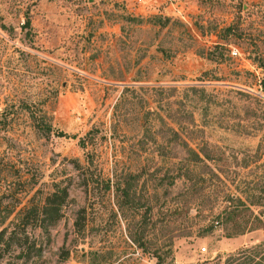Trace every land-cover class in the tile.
Masks as SVG:
<instances>
[{
  "label": "rangeland",
  "instance_id": "rangeland-1",
  "mask_svg": "<svg viewBox=\"0 0 264 264\" xmlns=\"http://www.w3.org/2000/svg\"><path fill=\"white\" fill-rule=\"evenodd\" d=\"M260 210L264 0H0V264H264Z\"/></svg>",
  "mask_w": 264,
  "mask_h": 264
},
{
  "label": "trees",
  "instance_id": "trees-1",
  "mask_svg": "<svg viewBox=\"0 0 264 264\" xmlns=\"http://www.w3.org/2000/svg\"><path fill=\"white\" fill-rule=\"evenodd\" d=\"M27 23V21H26ZM227 30H229V26L227 28H225ZM41 131H49L50 130V126L48 124H44L42 123V125L39 127ZM54 134L56 136H66V134H64L63 132L56 131L54 132ZM189 153L196 155V153L191 149L188 148L187 149ZM197 156V155H196ZM67 197V191L65 188H55L54 190H52V192H50V194L48 196H46L44 203L42 204V206H40L38 213L41 215V220L43 218H46V221L48 222L49 225L55 223L59 217H60V208L62 203L64 202L65 198ZM238 204H242V201H240L238 199ZM237 208V204L236 206L233 207V209ZM229 214H232L233 211L229 210L226 211ZM23 216V215H22ZM256 221L258 222L257 226L259 227H263L264 228V210H260L257 214V216H255ZM25 221V220H23ZM27 225V222H22L21 219L18 220V222L13 225V228L8 232L7 235V240H11L14 241V237L16 239V242H12L16 244V247L19 248V253L18 256L23 255V252L26 250V247L22 246V244L24 243V240L26 239V234L24 232V227ZM255 226V227H257ZM42 229H44V227L42 226ZM3 231L2 233H0V239L2 237ZM18 240H21L22 242H19ZM264 242L261 243L260 246H263ZM261 250L264 249L263 247H260ZM154 257L156 258V262L154 264H159V256L156 252H154ZM238 256L244 257L245 260L243 262H248V261H252L253 259L250 257H247L248 255L246 254V256H243V253L240 251L236 252V253H232L228 256H226L225 262L226 264H232L233 262H235L238 258ZM242 262V263H243ZM241 264V263H238Z\"/></svg>",
  "mask_w": 264,
  "mask_h": 264
},
{
  "label": "built area",
  "instance_id": "built-area-1",
  "mask_svg": "<svg viewBox=\"0 0 264 264\" xmlns=\"http://www.w3.org/2000/svg\"><path fill=\"white\" fill-rule=\"evenodd\" d=\"M134 4H143L145 2V0H131ZM236 54V51L235 50H231V55H235ZM205 248L201 247L200 248V251H205L204 250Z\"/></svg>",
  "mask_w": 264,
  "mask_h": 264
}]
</instances>
